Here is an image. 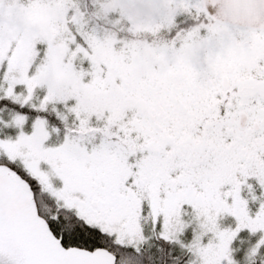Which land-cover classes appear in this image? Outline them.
<instances>
[{"label": "snow or ice", "instance_id": "6c2138e0", "mask_svg": "<svg viewBox=\"0 0 264 264\" xmlns=\"http://www.w3.org/2000/svg\"><path fill=\"white\" fill-rule=\"evenodd\" d=\"M0 264H264V0H0Z\"/></svg>", "mask_w": 264, "mask_h": 264}]
</instances>
